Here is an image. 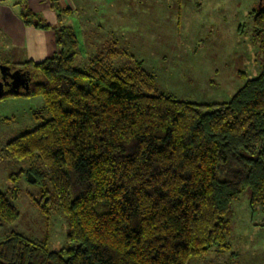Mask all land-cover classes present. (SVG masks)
I'll return each instance as SVG.
<instances>
[{
  "label": "trees",
  "instance_id": "obj_1",
  "mask_svg": "<svg viewBox=\"0 0 264 264\" xmlns=\"http://www.w3.org/2000/svg\"><path fill=\"white\" fill-rule=\"evenodd\" d=\"M251 14L264 47V5ZM21 17L53 29L57 51L15 62L0 45V65L30 74L21 94L41 95L46 115L0 145V163L24 165L11 181L29 173L36 184L49 180L46 201L66 216L68 245L54 250L46 236L11 231L0 238V264H188L225 243L244 191L264 209V63L228 102L181 101L160 93L140 65L117 69L99 55L78 67L71 25L29 10ZM19 215L0 190V221Z\"/></svg>",
  "mask_w": 264,
  "mask_h": 264
},
{
  "label": "rangeland",
  "instance_id": "obj_2",
  "mask_svg": "<svg viewBox=\"0 0 264 264\" xmlns=\"http://www.w3.org/2000/svg\"><path fill=\"white\" fill-rule=\"evenodd\" d=\"M260 2L59 0V9L75 10L63 23L78 35V67L85 68L99 55L117 69L140 65L153 75L160 93L210 104L230 101L262 70L264 47L255 36L251 14ZM7 44L0 34V45ZM4 52L10 53L7 48ZM14 55L15 62L28 59L24 53ZM39 116L46 117L41 95H5L0 99V145L34 129L43 121ZM21 166L14 161L0 163V190L14 199L20 211L14 222L0 221V238L19 231L46 236L51 249L66 247L68 220L55 202L46 201L52 197L51 183L47 179L43 185L30 183L25 175H13L11 181L10 175ZM43 205L51 209L47 214ZM228 217L231 229L225 243L188 264H264V209L260 204L252 206L249 190L233 202Z\"/></svg>",
  "mask_w": 264,
  "mask_h": 264
},
{
  "label": "crops",
  "instance_id": "obj_3",
  "mask_svg": "<svg viewBox=\"0 0 264 264\" xmlns=\"http://www.w3.org/2000/svg\"><path fill=\"white\" fill-rule=\"evenodd\" d=\"M22 10H29L51 25L63 23L64 17H71L73 13L68 12L59 18V0L54 4L52 0H0V34L7 39L8 44L5 47L10 55L12 53L11 57L15 56V51L17 54L24 53L28 59L36 62L52 57L57 51L55 31L27 24L21 17ZM62 10L75 11L72 6ZM39 11H44L43 15Z\"/></svg>",
  "mask_w": 264,
  "mask_h": 264
},
{
  "label": "water",
  "instance_id": "obj_4",
  "mask_svg": "<svg viewBox=\"0 0 264 264\" xmlns=\"http://www.w3.org/2000/svg\"><path fill=\"white\" fill-rule=\"evenodd\" d=\"M263 0H261L259 7H262ZM0 99L7 94L18 95L23 92H28L30 89V74L21 69L11 70V67L5 64L0 65ZM27 180L30 183H35L36 178L29 173Z\"/></svg>",
  "mask_w": 264,
  "mask_h": 264
}]
</instances>
